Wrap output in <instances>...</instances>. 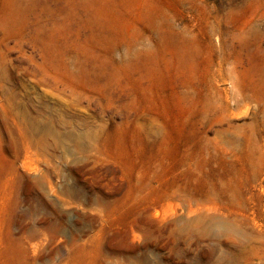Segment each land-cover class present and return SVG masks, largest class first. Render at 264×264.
I'll return each mask as SVG.
<instances>
[{
    "label": "rangeland",
    "instance_id": "1",
    "mask_svg": "<svg viewBox=\"0 0 264 264\" xmlns=\"http://www.w3.org/2000/svg\"><path fill=\"white\" fill-rule=\"evenodd\" d=\"M0 264H264V0H0Z\"/></svg>",
    "mask_w": 264,
    "mask_h": 264
}]
</instances>
